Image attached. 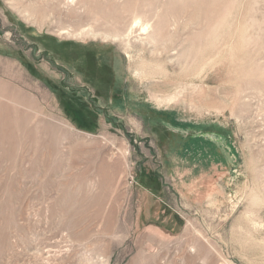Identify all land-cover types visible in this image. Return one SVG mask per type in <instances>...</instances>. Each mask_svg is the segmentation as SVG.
I'll list each match as a JSON object with an SVG mask.
<instances>
[{"label": "rangeland", "instance_id": "1", "mask_svg": "<svg viewBox=\"0 0 264 264\" xmlns=\"http://www.w3.org/2000/svg\"><path fill=\"white\" fill-rule=\"evenodd\" d=\"M0 264H264V0H0Z\"/></svg>", "mask_w": 264, "mask_h": 264}, {"label": "bare ground", "instance_id": "2", "mask_svg": "<svg viewBox=\"0 0 264 264\" xmlns=\"http://www.w3.org/2000/svg\"><path fill=\"white\" fill-rule=\"evenodd\" d=\"M148 21V20H147ZM147 21H144V22H142L141 21V18H140V16H138V15H135L134 16V18H133V21H132V23L131 24H129L127 27H126V30H125V32H124V34H125V38L126 39H129L130 38V36L132 35V33H135V32H133L134 30L136 31L137 29L136 28H138V30L141 32V34H145V35H147L149 38L151 37V31H150V26H149V24H148V22ZM151 21V20H150ZM138 31V32H139ZM150 32V33H149ZM153 32V31H152ZM140 34V33H139ZM144 35V36H145ZM120 36H122V35H119V34H114V35H112L111 37L112 38H118V37H120ZM153 38V37H152ZM192 51V50H191Z\"/></svg>", "mask_w": 264, "mask_h": 264}]
</instances>
